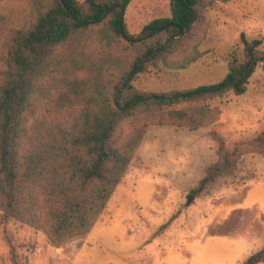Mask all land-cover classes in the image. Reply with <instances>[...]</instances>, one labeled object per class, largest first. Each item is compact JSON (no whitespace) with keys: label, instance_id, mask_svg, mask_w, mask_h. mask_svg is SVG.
<instances>
[{"label":"trees","instance_id":"1","mask_svg":"<svg viewBox=\"0 0 264 264\" xmlns=\"http://www.w3.org/2000/svg\"><path fill=\"white\" fill-rule=\"evenodd\" d=\"M131 1L28 0L17 18L0 10V193L9 222L44 230L57 246L93 229L150 125L216 122L222 110L210 101L244 94L264 60L263 40L243 33V55L233 54L223 80L139 89L136 79L151 67H185L202 57L194 38L216 0H171V16L138 34L125 21ZM212 135L218 160L194 194L233 174L247 154L264 155V130L232 150L224 136ZM11 248L18 264L19 249ZM260 263L264 244L244 264Z\"/></svg>","mask_w":264,"mask_h":264},{"label":"rangeland","instance_id":"2","mask_svg":"<svg viewBox=\"0 0 264 264\" xmlns=\"http://www.w3.org/2000/svg\"><path fill=\"white\" fill-rule=\"evenodd\" d=\"M28 6V0H0L10 18L25 15ZM171 14V0H132L125 21L138 34ZM207 16L205 31L194 38L202 57L185 67H151L136 79L139 89L180 90L223 80L233 54L243 55V33L262 39L264 52V0H216ZM210 102L222 113L208 126L150 125L108 206L84 236L57 246L44 230L9 222L7 197L0 193V264H16L12 244L18 264H244L264 243V155L247 154L233 174L193 192L218 160L213 131L232 150L264 130V60L244 94L230 91Z\"/></svg>","mask_w":264,"mask_h":264},{"label":"water","instance_id":"3","mask_svg":"<svg viewBox=\"0 0 264 264\" xmlns=\"http://www.w3.org/2000/svg\"><path fill=\"white\" fill-rule=\"evenodd\" d=\"M194 198V197H193ZM193 198H191L190 200H189V203H191V201L193 200Z\"/></svg>","mask_w":264,"mask_h":264},{"label":"crops","instance_id":"4","mask_svg":"<svg viewBox=\"0 0 264 264\" xmlns=\"http://www.w3.org/2000/svg\"><path fill=\"white\" fill-rule=\"evenodd\" d=\"M264 244V243H263ZM261 264V263H260Z\"/></svg>","mask_w":264,"mask_h":264}]
</instances>
